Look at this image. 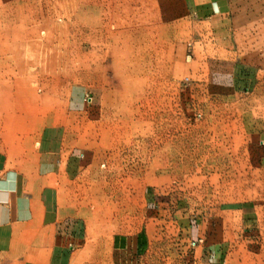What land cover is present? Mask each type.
<instances>
[{
	"label": "rangeland",
	"instance_id": "obj_1",
	"mask_svg": "<svg viewBox=\"0 0 264 264\" xmlns=\"http://www.w3.org/2000/svg\"><path fill=\"white\" fill-rule=\"evenodd\" d=\"M187 2L0 0V33L19 45L22 64L0 75L24 81L30 111L36 101L60 117L47 127L62 133L58 155L84 161L91 154L100 170L141 181L135 207L150 213L154 231L131 264H264L261 185L252 184L253 199L244 190L251 153L238 146L227 153L237 167L214 165L226 155L219 145L229 143L218 114L248 113L264 125V22L252 27L253 39L241 40L234 61L209 70L211 41L187 29L191 24L166 22L172 6ZM112 123L118 132L108 129ZM256 147L254 161L264 148ZM235 182L232 202L239 209L248 203L255 213L248 221L238 213L230 238L214 231L219 219L210 213L229 203L215 197ZM126 187L129 209L135 188ZM205 223L210 229L203 232Z\"/></svg>",
	"mask_w": 264,
	"mask_h": 264
},
{
	"label": "crops",
	"instance_id": "obj_2",
	"mask_svg": "<svg viewBox=\"0 0 264 264\" xmlns=\"http://www.w3.org/2000/svg\"><path fill=\"white\" fill-rule=\"evenodd\" d=\"M250 4L237 0H188L176 9L172 6L168 12L171 20L166 22L191 24L187 29L211 41L213 55L208 68L215 70L223 62L234 61L241 40L253 39L252 27L264 22V2ZM21 36L16 41H21ZM8 39L7 33H0V71L4 67L21 70L19 45H9ZM9 53L17 65L11 66ZM24 84L21 79L4 80L0 75V264H131L154 231L150 213L135 207L141 199V181L100 170L91 154L84 161L58 155L62 133L47 127L60 117H55L56 113L47 115L44 106L36 101L30 111ZM218 115V130L229 143L219 145L218 152L226 155L214 165L237 167L227 153L235 152L238 146L240 151L250 152L252 159L246 163L251 169L247 177L250 180L245 184L251 185L244 188L246 199L254 198L252 184L259 183L264 202V148L260 160L254 161L252 154L257 151V144L264 146V125L256 123L248 113L236 117ZM108 129L119 131L114 123ZM32 132H37L36 137L31 136ZM240 138L251 143H237ZM166 147L170 148L168 144ZM168 155L161 157L166 165L172 161ZM127 184L135 188L133 207L129 209L124 207ZM228 185L225 195L215 198L229 203L213 208L210 215L219 219L214 231L220 235L229 232L232 238L238 230L235 216L241 213L248 221L255 207L247 203L239 209L232 202L238 198L239 187L236 182ZM260 209L264 230V203ZM168 212L166 208V215ZM201 229L206 232L210 228L205 223Z\"/></svg>",
	"mask_w": 264,
	"mask_h": 264
},
{
	"label": "built area",
	"instance_id": "obj_3",
	"mask_svg": "<svg viewBox=\"0 0 264 264\" xmlns=\"http://www.w3.org/2000/svg\"><path fill=\"white\" fill-rule=\"evenodd\" d=\"M202 241V239H199V242H201ZM193 245H194V243H193Z\"/></svg>",
	"mask_w": 264,
	"mask_h": 264
},
{
	"label": "bare ground",
	"instance_id": "obj_4",
	"mask_svg": "<svg viewBox=\"0 0 264 264\" xmlns=\"http://www.w3.org/2000/svg\"><path fill=\"white\" fill-rule=\"evenodd\" d=\"M131 52H129V54H130Z\"/></svg>",
	"mask_w": 264,
	"mask_h": 264
}]
</instances>
